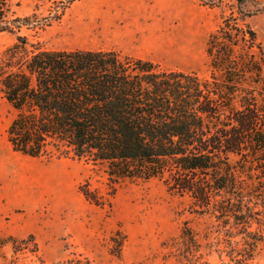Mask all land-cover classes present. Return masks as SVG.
<instances>
[{
    "label": "trees",
    "instance_id": "1",
    "mask_svg": "<svg viewBox=\"0 0 264 264\" xmlns=\"http://www.w3.org/2000/svg\"><path fill=\"white\" fill-rule=\"evenodd\" d=\"M231 6L208 37L210 71L201 75L118 49H46L23 33L41 19L0 0V34L16 37L0 54L13 150L84 160L113 185L162 179L193 211L215 218L214 250L247 264L264 241V43L248 21L264 0ZM80 190L104 203L88 182ZM170 246L179 264L208 263L188 223Z\"/></svg>",
    "mask_w": 264,
    "mask_h": 264
},
{
    "label": "rangeland",
    "instance_id": "2",
    "mask_svg": "<svg viewBox=\"0 0 264 264\" xmlns=\"http://www.w3.org/2000/svg\"><path fill=\"white\" fill-rule=\"evenodd\" d=\"M10 1L18 14L41 19L23 33L46 49H118L207 75L208 37L235 0L214 7L201 0H74L67 7L68 0ZM57 10L59 17L45 24L44 16ZM248 21L264 43V12ZM15 39L0 34V54ZM11 118L0 89V164L24 166L39 180L24 188L0 181V264H179L170 244L185 223L195 230L207 264H231L214 250L215 218L193 211L188 196L172 194L159 178L113 185L84 160L17 152L6 135ZM86 182L103 204L81 192ZM247 264H264V241Z\"/></svg>",
    "mask_w": 264,
    "mask_h": 264
},
{
    "label": "bare ground",
    "instance_id": "3",
    "mask_svg": "<svg viewBox=\"0 0 264 264\" xmlns=\"http://www.w3.org/2000/svg\"><path fill=\"white\" fill-rule=\"evenodd\" d=\"M21 166V165H20ZM22 169L14 168L6 161L1 160L0 164V181L5 185H18L20 187H25L29 184H34L39 180L33 176L28 169L21 166Z\"/></svg>",
    "mask_w": 264,
    "mask_h": 264
}]
</instances>
